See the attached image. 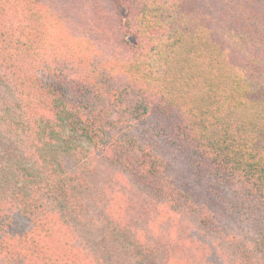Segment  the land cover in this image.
<instances>
[{"label": "trees", "instance_id": "16d2710c", "mask_svg": "<svg viewBox=\"0 0 264 264\" xmlns=\"http://www.w3.org/2000/svg\"><path fill=\"white\" fill-rule=\"evenodd\" d=\"M0 264H264V0H0Z\"/></svg>", "mask_w": 264, "mask_h": 264}]
</instances>
